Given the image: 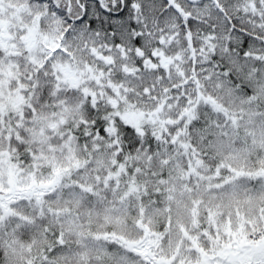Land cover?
<instances>
[{"label": "snow or ice", "instance_id": "1", "mask_svg": "<svg viewBox=\"0 0 264 264\" xmlns=\"http://www.w3.org/2000/svg\"><path fill=\"white\" fill-rule=\"evenodd\" d=\"M0 264H264V0H0Z\"/></svg>", "mask_w": 264, "mask_h": 264}]
</instances>
